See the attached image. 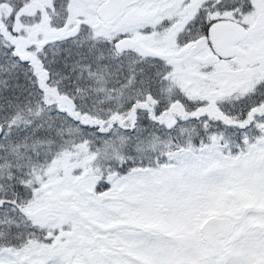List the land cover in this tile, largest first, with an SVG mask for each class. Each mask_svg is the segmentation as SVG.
Masks as SVG:
<instances>
[{
	"label": "snow or ice",
	"instance_id": "1",
	"mask_svg": "<svg viewBox=\"0 0 264 264\" xmlns=\"http://www.w3.org/2000/svg\"><path fill=\"white\" fill-rule=\"evenodd\" d=\"M0 264H264V0H0Z\"/></svg>",
	"mask_w": 264,
	"mask_h": 264
}]
</instances>
